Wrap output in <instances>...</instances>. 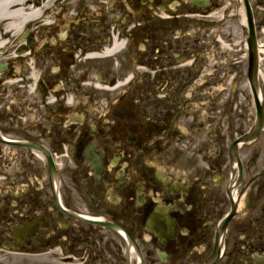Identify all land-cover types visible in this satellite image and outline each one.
I'll return each mask as SVG.
<instances>
[{"label":"flooded vegetation","instance_id":"obj_1","mask_svg":"<svg viewBox=\"0 0 264 264\" xmlns=\"http://www.w3.org/2000/svg\"><path fill=\"white\" fill-rule=\"evenodd\" d=\"M7 23L0 252L264 264L263 135L231 149L250 47L264 85V0H57L18 35Z\"/></svg>","mask_w":264,"mask_h":264},{"label":"rangeland","instance_id":"obj_2","mask_svg":"<svg viewBox=\"0 0 264 264\" xmlns=\"http://www.w3.org/2000/svg\"><path fill=\"white\" fill-rule=\"evenodd\" d=\"M241 48H243V44L240 45ZM261 93L263 94V107H264V85H261ZM241 89L243 90V94L238 96V100L233 103L232 112L231 115L234 118L240 117V119H237L235 121V124L233 126H242L244 130H248L251 126V123L253 122V119L255 117V107L252 95L249 94V92H246V87L242 85ZM239 110L244 111V114H240ZM248 120V121H247ZM260 141L263 143L264 147V135L260 139ZM262 160L264 161V152L262 155ZM61 250L63 251L62 247H58L55 250L56 254H60ZM33 253L37 254L36 256H22L19 254H15L14 252H0V264H63L62 257L63 255L57 256L54 259L53 257V251L45 248V249H38L34 251Z\"/></svg>","mask_w":264,"mask_h":264},{"label":"bare ground","instance_id":"obj_3","mask_svg":"<svg viewBox=\"0 0 264 264\" xmlns=\"http://www.w3.org/2000/svg\"><path fill=\"white\" fill-rule=\"evenodd\" d=\"M7 3L3 7H0V20L8 21L6 27L10 29L13 34H19L21 28L26 22L36 21L40 14L48 11L52 3H56L57 0H44L41 6L37 7L35 5L27 7V11L23 9L24 0H5ZM35 1V0H30ZM20 4L17 10L14 12L9 8L10 4ZM2 0H0V5ZM26 12V13H25Z\"/></svg>","mask_w":264,"mask_h":264},{"label":"water","instance_id":"obj_4","mask_svg":"<svg viewBox=\"0 0 264 264\" xmlns=\"http://www.w3.org/2000/svg\"><path fill=\"white\" fill-rule=\"evenodd\" d=\"M252 52L255 55V52L254 51H252ZM252 88H253V93L255 96V101H256L257 111H258V113H257V125H256L257 127H256V131L254 129L249 135L245 136V139L243 138V140H249L251 138H254V136L256 135L257 132H259V129L261 128V126L263 125V122H264V114L262 112L261 107L259 106V102L257 99L256 89H255L254 84H252Z\"/></svg>","mask_w":264,"mask_h":264}]
</instances>
